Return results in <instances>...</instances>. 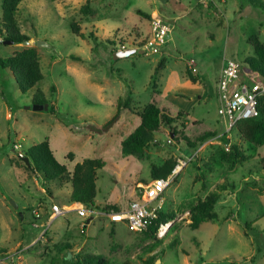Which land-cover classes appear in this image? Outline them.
Masks as SVG:
<instances>
[{"label": "rangeland", "instance_id": "374dc122", "mask_svg": "<svg viewBox=\"0 0 264 264\" xmlns=\"http://www.w3.org/2000/svg\"><path fill=\"white\" fill-rule=\"evenodd\" d=\"M261 2L262 5L250 0H209L205 4H198V0H21L16 19L21 31L30 35L29 43L0 41V55L35 46L43 76L33 88L22 92L10 71L0 67V249L13 252L25 247L22 261L17 264H81L79 257L84 255H100L93 264H161L157 258H164L165 249L166 264H185L183 252L187 246L195 249L197 261L193 264H264V195L255 198L251 209L238 208L239 218L232 231L221 227V223L217 227L221 220L210 219L193 230L186 221V210L214 189L221 176L228 175L230 179L232 173L236 182L243 177L259 180L254 172L264 153L243 143L237 130L233 143L242 145L238 149L244 157L229 163L221 155L222 137L216 136L203 145L195 137L204 130L193 125L187 131L178 129L194 139V145L178 140L181 132L176 136L180 144L166 142L171 132L163 125L154 131L157 140L146 148L144 157L125 155L120 146L139 122L138 114L131 110L139 111L141 104L157 99V89L164 93L170 86H183L186 81L190 84L184 78L185 57L186 71L192 74L188 56L200 60L202 67L215 68L227 55L240 63L242 76H248L245 57L253 53L251 37L257 36L264 43V0ZM137 8L149 16L140 15ZM156 13L173 23L175 38L172 35L171 43L180 44L179 50L169 46L164 69L156 67L160 52H134L113 58L119 42L131 47L128 39L143 35L145 23ZM36 39L48 44L36 45ZM36 88L47 99L43 102L48 103L46 109L32 107L40 103L33 100L34 96L40 97ZM129 98V105L121 107L114 120L107 123L116 103ZM212 115L217 116L215 112ZM214 122L216 128L222 127L220 120ZM44 138L55 159L70 172L85 157L103 158L105 164L96 170L94 197L102 208L108 204L122 206L137 196L136 183L149 181L154 165L174 161L177 148L200 147L197 157L164 191L162 213H170L166 219L176 217L165 241L164 236H145L125 222L110 221L106 215L81 225L73 211L49 219L43 226L46 230L38 236L42 226L34 224L32 209L44 201L48 207L54 202L68 203L71 191L69 181L47 182L40 172L26 167L20 157V152ZM15 143L20 144L18 149ZM38 165L44 164L39 161ZM47 218L45 215L41 221ZM193 234L200 237L205 254L200 252Z\"/></svg>", "mask_w": 264, "mask_h": 264}, {"label": "trees", "instance_id": "16d2710c", "mask_svg": "<svg viewBox=\"0 0 264 264\" xmlns=\"http://www.w3.org/2000/svg\"><path fill=\"white\" fill-rule=\"evenodd\" d=\"M20 1L21 0H1L0 41L4 43L8 40H11L12 43H18L30 38V35L21 31L16 19V11ZM250 2L262 5L261 0H250ZM136 12L146 17L149 16V13L140 8H137ZM251 38L253 54L245 57V63L253 71L264 76V43L257 36H252ZM77 58L79 59V57ZM162 62L163 60L161 59L158 65L160 66ZM0 67L10 71L22 92L33 88L43 76L37 48L35 46H25L16 49L7 56L0 55ZM189 73L192 76L190 71ZM36 95L40 96H34L35 98L33 100L36 102L43 103L47 100L38 88H36ZM129 103L130 98L118 101L117 110L108 119L107 123L112 122L120 112V108L127 107ZM257 106L259 109L258 114L239 120L237 123V131L243 139L249 142L264 144V95L258 98ZM137 114L139 115L140 122L121 140L120 146L123 154L140 158L144 157L146 155V148L157 140L154 136V131L161 125L168 127L170 131L175 134L181 132L182 138L185 139L188 145L195 144L194 139H191L188 135L184 134L183 131H178L177 129L178 125L184 127L183 120H179V115L182 114V111H178L175 115H171L166 109L150 101L137 111ZM213 134V131L204 130L195 137V140L204 141ZM238 148L237 144H232L230 151L227 152L223 150L221 155L229 162L244 157L242 151ZM24 156L28 157L30 163V166H25L40 172L45 181L49 182L56 179L60 182H70L71 191L68 201H81L88 206L98 207V203L94 200L96 190L95 178L96 170L105 164L103 158L85 157L81 161L76 162L70 172L64 164L59 163L55 159L47 138L29 145L22 154H20L22 160H24ZM39 161L44 165L39 167ZM173 163L174 161H170L165 165H154L151 173L152 177L166 175L170 171ZM47 188L49 187L47 186ZM218 196V191L213 190L208 192L204 197L197 199V201L191 205V227L194 228L198 226V224L205 219L218 216L214 208V203ZM103 206V208H119V206L114 204ZM167 215L168 214L164 215L161 211L158 212L156 217L150 220L148 227L142 231L144 235L155 237L159 223L167 220ZM2 251H5V249H0V252ZM99 257L100 255H84L83 257H79V260L81 264H93Z\"/></svg>", "mask_w": 264, "mask_h": 264}, {"label": "built area", "instance_id": "2783aa9c", "mask_svg": "<svg viewBox=\"0 0 264 264\" xmlns=\"http://www.w3.org/2000/svg\"><path fill=\"white\" fill-rule=\"evenodd\" d=\"M199 1L206 3L209 0ZM149 22L150 30L148 35L137 39L131 44V47L141 49L145 54L161 52L164 44L172 34L173 23L158 14L153 15ZM127 47L128 45L125 42H119L118 49ZM188 61L191 70L195 72L194 60L190 58ZM247 75L242 76L241 65L235 58L223 57L217 79V97L219 100L217 113L223 125L222 132L219 135L223 139L220 144L222 149L227 152L230 151L232 144H234L233 138L235 130H237L238 121L257 115L259 112L257 106L258 98L264 95V76L259 75L255 71H251ZM165 141L171 143L173 142V137L168 136ZM19 146L20 144H14L17 149ZM199 149L200 147L194 149L191 153L177 155L170 171L166 175L153 177L149 181L137 185L139 189L137 196L130 198L126 205L119 206V208H100L88 206L81 201H70L61 205L54 202L49 207L38 205L31 211L32 219L35 221L34 224H40L38 220L47 208L49 219L73 210L79 217L81 225H87L89 220L95 216L106 215L112 222L122 221L133 231H143L148 227L150 220L162 210L165 201L163 196L165 189L170 186L189 163H192L197 157ZM175 220L176 217H172L160 222L156 230L157 237H162ZM24 249L25 247L22 246L17 247L13 252L3 251L0 253V262L5 264L20 263Z\"/></svg>", "mask_w": 264, "mask_h": 264}, {"label": "crops", "instance_id": "0c3cea01", "mask_svg": "<svg viewBox=\"0 0 264 264\" xmlns=\"http://www.w3.org/2000/svg\"><path fill=\"white\" fill-rule=\"evenodd\" d=\"M165 1H167V0H161V2H165ZM198 4H205V3L200 2L198 0ZM156 14H158V13H156ZM167 17H169V16H167ZM174 17L177 18L176 15H174ZM169 18H171V17H169ZM165 19H167V18H165ZM149 21H150V19H149ZM149 21L145 23L146 30L144 31L143 35L140 34L139 37H133L132 36V38L128 39V41L131 44L134 43L137 39H141V38L148 35L149 30H150V22ZM173 27H174V25H173ZM143 29H144V26H143ZM172 32H173V29H172ZM172 35L175 38V32L170 35L168 41L164 44L162 51L160 52L161 53V59L163 60V62L160 66L158 64L156 66V67H161L160 71H162L164 69L165 62H167L166 61V59H167L166 54H168L167 52L169 50V46L171 48H175V49L179 48L178 45H180V44L171 43ZM121 42H124V41H121ZM225 56H227V55H224L223 57H225ZM188 57H189V59L192 58L194 60L195 67L197 68L196 69L197 72L196 71L193 72L194 74L191 73L192 74V76H191L189 73L190 70L186 71V58L187 57L184 58V69H185L184 71L186 72V77H185V74L184 73L183 74H184V78H186V80H188L190 82V84L187 85L186 84L187 81H186V83H184L183 86H178V87H175V86L171 87L170 86V88L165 90L164 93H163L164 90L162 91L161 89H157L156 92H157V94H159V97L157 99H152L151 101L155 102L160 107H163L164 109H166V111L168 113H170L171 115H175L178 111H182V114L179 115V120H183L184 127H181L180 125H178L177 129L178 128H184L185 131H187L189 125H191V126L193 125V126H197L199 128V131H201V129L213 131L214 134L210 135L208 138H206L203 141V145H206L209 143V141L211 139L212 140L210 142L214 141L215 137L220 135V133L222 132V128H223V125L220 129L216 128L215 122H214V119H216L217 121H219V120L221 121V118L219 117V115L217 113V106L219 103V100L217 97V79H218L220 69L222 66L223 57H222L220 64L218 65V67H215V68H213V67H202V65L199 63L200 60H197L196 58H193L192 56H188ZM228 57H230V56H228ZM159 61H158V63H159ZM247 68H248L249 72L253 71L249 66ZM148 102H150V101H148ZM214 103L216 105L215 108H213ZM145 104H146V102L141 104V108ZM116 105H117V103H116ZM116 110H117V106L115 108V111ZM137 111L138 110H131V112H134V113H137ZM212 112L213 113L215 112V114L217 116L213 117ZM139 122H140V118H139ZM138 123L136 125H138ZM161 126L163 127V125H161ZM161 126L158 128H161ZM163 128L167 129L168 127L164 126ZM157 129H155V130H157ZM178 131H183V130L178 129ZM177 134H179V133H177ZM177 134H175L173 132H171L169 134V136L173 137V142L177 141V138H176ZM219 138H221V137H219ZM182 139H184V138H178V140H180V141ZM178 143L180 144V142H178ZM243 143L249 144L250 146L254 145L256 147V151L263 155L264 144H254V143L249 142L245 139H244ZM203 145H202V147H203ZM241 146H242L241 144H240V146L238 145L239 148ZM220 148L222 149L221 146H220ZM192 151L193 150H189L188 145L184 148H177L176 152H175V157L177 155H183V154L191 153ZM225 161L227 163H229V161H227V160H225ZM259 163L262 164L261 167H259ZM256 164H258V166H256L258 171L254 172V173H256L258 175L259 180L247 179V178L245 179V177H243L242 180H244V181L237 179V180H239V182H236V181H233L234 178H232V173H231L230 179L228 178V175H224V176H221L218 179V181H216V182H220L219 184L214 182L216 184L214 189L208 190L205 193V195L208 192L213 191V190L218 191L219 196H218L216 202L214 203V208L217 211L218 216L215 218H209V219H205V220L201 221L198 224V226L192 228V230L203 226V223L206 224V221H208L210 219H212L214 221L215 220H218V221L221 220V222L220 221L218 222L217 227L220 225L219 223H221V227L225 226L228 231H232L235 229L234 223L239 218L238 208L251 209V207H253V205H254L255 198L257 196L264 195V158H261V160L258 161ZM196 166L198 167L199 164L196 163ZM259 174H262V176H260ZM245 181H250V183H246ZM140 183H143V182L140 181L136 184L139 185ZM182 187H184V186H182ZM182 187H181V190H183ZM41 188H42V191H45L44 190L45 188H43V187H41ZM52 196L53 195H50L51 198H52ZM163 196H165L164 193H163ZM177 196H178V194H177ZM204 196H202V197H204ZM202 197H200V198H202ZM164 200H165V197H164ZM126 203L124 205H126ZM40 205H45V207H48L46 201H44V203L40 204ZM164 206H165V201L163 204V208H164ZM100 208H102V207H100ZM163 208H162L161 212H163ZM71 211H73V210H71ZM68 212H70V211H68ZM73 213L79 219V217L77 216L75 211H73ZM168 214H170V213H168ZM45 215H47V217H48V209L47 208H46L45 212L43 213V215L41 216V218L39 219L40 224L38 226H42V229L39 232L38 236H40V234H42L46 230V229H44L43 225L45 224V222L49 221V218H47L48 220L41 221L42 217H45ZM185 216H186V221L190 222V220H191L190 219V208H189V210H186ZM31 217H32V214H31ZM56 218L57 217H55V219ZM167 219H169V218H167ZM173 223L169 226L168 230L171 228ZM244 225L246 227L249 226V222H245ZM50 226H52V225H50ZM168 230L166 231V233L168 232ZM244 232H245V229H244ZM166 233L163 235L164 236L163 241H165V239H166V237H165ZM248 235H249V231H248ZM192 238L199 245L200 252L205 254V249L201 247L202 244H201L200 237L193 234ZM177 244L181 245V242H178ZM187 247H188V250H186V252L185 251L183 252L185 264H193L192 263L193 261H197V259L195 257V253H194L195 249L193 247H190V246H187ZM165 257H166V249L164 252V258L159 256L157 258V261H160L161 264H166L168 262V260Z\"/></svg>", "mask_w": 264, "mask_h": 264}, {"label": "water", "instance_id": "95a60500", "mask_svg": "<svg viewBox=\"0 0 264 264\" xmlns=\"http://www.w3.org/2000/svg\"><path fill=\"white\" fill-rule=\"evenodd\" d=\"M6 43H12V41L8 40ZM23 43L28 44L29 43V39L23 41ZM35 43H36V45L48 44V43H46L45 40H42V39H36ZM134 52L142 53L143 51L141 49H137L135 47H128V48H125V49H116V50L113 51L112 57L113 58H119V57H123V56H127L129 54H132ZM32 107L34 109H41V108H45L46 109L48 107V103H33ZM24 161H25L26 165L30 166L29 159H28L27 156H24ZM13 201L14 200L11 199V202L14 205H16L17 203L13 202ZM19 214H20V216H22V212L21 211L19 212Z\"/></svg>", "mask_w": 264, "mask_h": 264}, {"label": "clouds", "instance_id": "9594fccd", "mask_svg": "<svg viewBox=\"0 0 264 264\" xmlns=\"http://www.w3.org/2000/svg\"><path fill=\"white\" fill-rule=\"evenodd\" d=\"M46 190V189H45Z\"/></svg>", "mask_w": 264, "mask_h": 264}]
</instances>
